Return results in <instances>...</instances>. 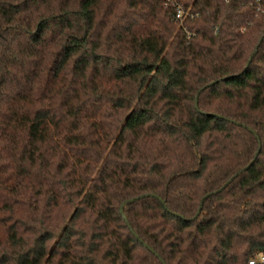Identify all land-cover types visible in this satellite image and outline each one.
I'll return each mask as SVG.
<instances>
[{"label": "trees", "instance_id": "trees-1", "mask_svg": "<svg viewBox=\"0 0 264 264\" xmlns=\"http://www.w3.org/2000/svg\"><path fill=\"white\" fill-rule=\"evenodd\" d=\"M165 2L0 0V264L264 252V0Z\"/></svg>", "mask_w": 264, "mask_h": 264}, {"label": "built area", "instance_id": "built-area-1", "mask_svg": "<svg viewBox=\"0 0 264 264\" xmlns=\"http://www.w3.org/2000/svg\"><path fill=\"white\" fill-rule=\"evenodd\" d=\"M166 5H171L174 10V17L183 22L187 17L193 18L198 13L191 10V3L185 4V0H166ZM250 264L255 262H264V252L257 253L255 256H252L248 259Z\"/></svg>", "mask_w": 264, "mask_h": 264}, {"label": "water", "instance_id": "water-1", "mask_svg": "<svg viewBox=\"0 0 264 264\" xmlns=\"http://www.w3.org/2000/svg\"><path fill=\"white\" fill-rule=\"evenodd\" d=\"M257 153H258V150H257V152L255 153V155H256ZM251 162H253V160H252ZM132 200H133V198H130V199L125 200V202L121 205V212H122V209H123L125 203L130 202V201H132Z\"/></svg>", "mask_w": 264, "mask_h": 264}]
</instances>
